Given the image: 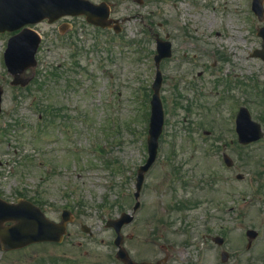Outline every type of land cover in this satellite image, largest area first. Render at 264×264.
Returning a JSON list of instances; mask_svg holds the SVG:
<instances>
[{
  "label": "rangeland",
  "instance_id": "obj_1",
  "mask_svg": "<svg viewBox=\"0 0 264 264\" xmlns=\"http://www.w3.org/2000/svg\"><path fill=\"white\" fill-rule=\"evenodd\" d=\"M150 1L116 11L127 18L117 35L80 19L67 36L58 26L34 27L42 40L37 65L19 76L23 89L3 63L10 34H0V197L14 202L23 193L56 222L63 209L75 216L61 244L0 250V264H121L105 223L131 213L136 170L147 158L155 47L147 30L170 35L181 67L161 62L164 127L123 247L137 262L169 254L167 264H223L226 250L225 264H264V193L253 202L250 186L252 179L264 189V140L239 146L234 131L240 106L264 128V90L253 91L263 86L264 63L250 56L262 23L251 0ZM149 14L162 28L148 26ZM223 146L232 168L222 162ZM250 228L259 235L247 250Z\"/></svg>",
  "mask_w": 264,
  "mask_h": 264
},
{
  "label": "water",
  "instance_id": "obj_2",
  "mask_svg": "<svg viewBox=\"0 0 264 264\" xmlns=\"http://www.w3.org/2000/svg\"><path fill=\"white\" fill-rule=\"evenodd\" d=\"M253 9L261 21L263 19L261 0H254ZM66 15H84L86 21L90 24L102 28L111 27L110 21H107L108 12H103L86 0H0V33L5 31H17L27 25H35L44 19H48L49 22L52 23ZM113 28L115 31H119L118 27ZM258 34L262 36L264 41V28L260 29ZM39 42L40 39L38 35L27 28L9 39L7 49L4 53V61L10 74L18 75L35 65L34 56ZM158 51L159 55L156 57L157 63L161 58L170 55L169 44L161 43ZM253 55L264 60V44L263 49L255 51ZM160 83L161 77L159 71H157L153 84L154 94L151 100L152 110L149 136L147 138L148 159L137 172L136 192L134 194L136 200H138L139 197L144 175L156 158L157 141L162 130L163 110L159 99ZM236 122L241 143H248L251 140L259 138L250 139V134H260V128L250 120L246 109H240ZM138 206L139 203L137 202L133 211H135ZM67 215H69V212L64 211L63 218ZM132 219V216L128 214H122L119 219L110 220L107 223V226L113 227L117 233L115 241V244L119 247L117 258L121 259L125 264L135 263L129 260L123 248L120 247L122 242L120 230L123 225L130 223ZM7 222H12V225L5 226ZM65 225V220H63L61 224L50 222L38 208L27 201L19 200L16 204H8L0 200V245L3 250L18 249L36 242H60L65 233ZM250 234L253 233L249 232V235ZM156 264L162 263L157 262Z\"/></svg>",
  "mask_w": 264,
  "mask_h": 264
},
{
  "label": "flooded vegetation",
  "instance_id": "obj_3",
  "mask_svg": "<svg viewBox=\"0 0 264 264\" xmlns=\"http://www.w3.org/2000/svg\"><path fill=\"white\" fill-rule=\"evenodd\" d=\"M104 1L106 2V4L108 5V7H109V9L111 11H117V10H121V9H125V10L126 9H131V7L134 6V5H136L137 7H139V6L140 7L145 6L148 0H104ZM156 2L163 3L162 0H155V3ZM171 4L174 5L173 0H171ZM69 20H71V18H63L61 20V23L62 24H66ZM152 23L154 24L153 20H152ZM157 25L161 26L162 24L161 23H157ZM257 192H259V191H257ZM261 193H264V189L261 191ZM256 194L257 193L255 191H253V202L256 201L255 198H254V196ZM263 198H264V196H263ZM263 198L260 199V201L262 203H264V199ZM261 224H262L261 225L262 226V229L264 230V221Z\"/></svg>",
  "mask_w": 264,
  "mask_h": 264
},
{
  "label": "trees",
  "instance_id": "obj_4",
  "mask_svg": "<svg viewBox=\"0 0 264 264\" xmlns=\"http://www.w3.org/2000/svg\"><path fill=\"white\" fill-rule=\"evenodd\" d=\"M44 85V84H43ZM38 89H41V86L40 85H38Z\"/></svg>",
  "mask_w": 264,
  "mask_h": 264
}]
</instances>
